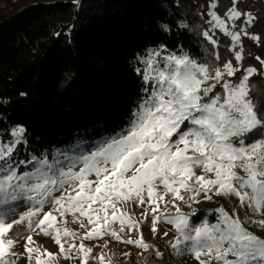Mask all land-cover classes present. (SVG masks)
<instances>
[{
    "label": "snow or ice",
    "instance_id": "6c2138e0",
    "mask_svg": "<svg viewBox=\"0 0 264 264\" xmlns=\"http://www.w3.org/2000/svg\"><path fill=\"white\" fill-rule=\"evenodd\" d=\"M160 6L175 28L190 30L187 19H176L181 0ZM195 7L206 46L199 56L182 44L138 52L133 71L140 87L117 130L38 149L25 125H8L0 113V264H114L111 242L160 264L176 257L264 264V97L252 85L253 77L264 78V12L245 0H201ZM155 24L174 31L168 20ZM245 41L260 55L246 53ZM216 197L235 198L236 207L220 205L194 220L195 206ZM130 207L140 209V219ZM146 222L154 238L158 225L171 226L163 232L167 256L145 239ZM35 235L50 238L57 251Z\"/></svg>",
    "mask_w": 264,
    "mask_h": 264
},
{
    "label": "trees",
    "instance_id": "16d2710c",
    "mask_svg": "<svg viewBox=\"0 0 264 264\" xmlns=\"http://www.w3.org/2000/svg\"><path fill=\"white\" fill-rule=\"evenodd\" d=\"M181 2L176 19H187L190 30L175 28L160 0H0V99L9 101L0 105L5 123L25 125L38 149L117 130L140 87L133 71L138 52L182 44L199 56L206 46L195 7L201 0ZM245 3L264 12L260 0ZM156 18L173 24L171 35L157 29ZM245 42L246 53L260 55L259 47ZM246 60L255 63L251 55ZM252 85L254 94L264 97V78L253 77ZM203 213L200 209L195 218Z\"/></svg>",
    "mask_w": 264,
    "mask_h": 264
},
{
    "label": "rangeland",
    "instance_id": "374dc122",
    "mask_svg": "<svg viewBox=\"0 0 264 264\" xmlns=\"http://www.w3.org/2000/svg\"><path fill=\"white\" fill-rule=\"evenodd\" d=\"M219 201V204L216 203L215 201ZM236 201H235V198H225V197H216L214 198V201H202L201 204L199 205H196L195 207L198 209V211L200 209H204V212L208 211V210H213L215 209L216 207H219L220 205H223L225 206L226 209L228 210H232L233 208L236 207ZM182 207L184 208V211L185 212H188L189 209H187L186 207H184L182 205ZM130 212H133V214L136 216L137 219H140L139 217V212H140V209L138 207L136 208H132L130 207L128 209ZM194 220L196 219L195 217L193 218ZM69 227L70 228H73V229H77L78 228V225H75V224H69ZM171 226L169 225H165V224H160L158 225V232H159V235L156 236V238L153 237V234L150 232L149 228H150V223H144L141 225V231L143 232V235L146 238H152L154 239L157 243H158V246L159 248H161V245L165 246L167 248V239L166 238H163V232L165 230H168ZM16 231L18 232H23L24 229L23 227H18L16 229ZM172 235H174V232H169V237H171ZM34 239L36 240V242L43 246V247H46L48 250L50 251H57V246L53 243V241L50 239V238H47L43 235H35L34 236ZM101 243V246H98L96 248H94V255L95 254H99L102 250V242ZM89 247L92 246L91 243L88 244ZM128 249H137L135 247H132V246H127V245H124V244H120L118 242H111L109 244V249L112 253L115 254V252H121V251H125V250H128ZM107 251V250H106ZM177 258V261L179 262V264H192V261H191V258L188 257L187 259H184V258H180V257H176ZM115 263V261H114ZM61 264H67V262L65 261H62Z\"/></svg>",
    "mask_w": 264,
    "mask_h": 264
},
{
    "label": "built area",
    "instance_id": "2783aa9c",
    "mask_svg": "<svg viewBox=\"0 0 264 264\" xmlns=\"http://www.w3.org/2000/svg\"><path fill=\"white\" fill-rule=\"evenodd\" d=\"M147 242H149L150 244H154L156 245L157 247L158 246V243L152 239V238H146ZM166 247L161 245V248L160 250L161 251H164L166 253V256H167V251H166ZM131 251L132 253V257L129 258V259H125L121 256V253L124 252V251H121V252H115V263L114 264H136V262L138 260H146L147 261V264H160V262L158 260H153L152 258V255L150 253H145L144 254V257H139L137 255V253L140 251L139 249H128V250H125V251ZM169 264H179V262L177 261V258H175L174 260H170Z\"/></svg>",
    "mask_w": 264,
    "mask_h": 264
}]
</instances>
